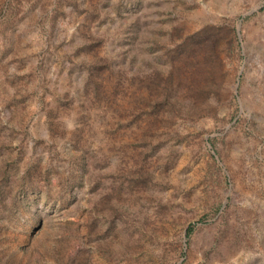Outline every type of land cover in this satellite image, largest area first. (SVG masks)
Masks as SVG:
<instances>
[{
	"label": "rangeland",
	"instance_id": "1",
	"mask_svg": "<svg viewBox=\"0 0 264 264\" xmlns=\"http://www.w3.org/2000/svg\"><path fill=\"white\" fill-rule=\"evenodd\" d=\"M0 264H264V0H0Z\"/></svg>",
	"mask_w": 264,
	"mask_h": 264
}]
</instances>
